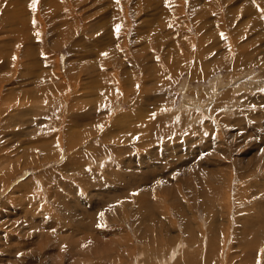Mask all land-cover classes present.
Here are the masks:
<instances>
[{"label": "rangeland", "instance_id": "374dc122", "mask_svg": "<svg viewBox=\"0 0 264 264\" xmlns=\"http://www.w3.org/2000/svg\"><path fill=\"white\" fill-rule=\"evenodd\" d=\"M31 5L0 0V264H264V0Z\"/></svg>", "mask_w": 264, "mask_h": 264}, {"label": "bare ground", "instance_id": "6f19581e", "mask_svg": "<svg viewBox=\"0 0 264 264\" xmlns=\"http://www.w3.org/2000/svg\"><path fill=\"white\" fill-rule=\"evenodd\" d=\"M52 2L54 1V0H51ZM129 3H131V2H129ZM173 3V2H172ZM55 4V3H54ZM124 4V3H123ZM175 4V3H174ZM123 7V10H119L118 9V11H117V13H118V17H119V15H120V17L122 16L121 14L124 12L125 13V7L124 6H122ZM122 9V8H121ZM13 10V9H12ZM11 10V11H12ZM14 10H15V8H14ZM16 10H18V11H14L16 14H15V16H16V18L17 19H19L20 18V15L21 14H18L19 12H20V10L19 9H16ZM22 11L25 13V10L22 8ZM2 14H4V13H2ZM126 14V13H125ZM4 15H7V13L6 14H4ZM115 15V14H114ZM22 16V15H21ZM9 17V16H8ZM21 19V18H20ZM27 19L25 18L23 21H20V22H22V23H24L25 25H27V23H29V25H31L30 26V29H34L36 26H34L33 24H36V19L34 18V20H33V22H27L26 21ZM16 21V20H15ZM15 21L14 20H11L10 21V24H15ZM27 22V23H26ZM38 23V22H37ZM61 25H60V27L63 29V31L62 32H64V34L65 35H67V33L68 32H70L69 31V29H67V25H66V23L65 22H63V21H61V23H60ZM116 25H122V23H121V21L118 19V20H116L115 22H113V26H116ZM65 26V27H64ZM18 27H22V26H20V25H18V24H15L14 26H12V28L14 29V33H15V31H18L17 29H18ZM48 27V26H47ZM59 27V26H58ZM59 29V28H58ZM50 30V29H49ZM108 31V30H107ZM61 33V32H60ZM16 34V33H15ZM63 34V35H64ZM182 34V33H181ZM180 34V35H181ZM62 34H60V36H61ZM180 35H178V37L180 36ZM25 36L26 37H24L25 39H27L28 38V43H29V39H31V40H33L34 39V36H33V34L32 35H30L29 33H28V37H27V34H25ZM126 35H124V37H125ZM186 36L187 35H185V36H183V35H181V37H182V39L185 37L186 38ZM17 37V36H16ZM24 39V40H25ZM59 39V38H58ZM60 39H61V37H60ZM120 39V38H119ZM132 39V38H131ZM179 39V38H178ZM178 39H175L174 41L176 42V41H178ZM181 39V38H180ZM179 39V42L181 43L182 41ZM68 40V39H67ZM189 40V39H188ZM60 41V40H59ZM58 41V42H59ZM65 40H61V42H59V43H63ZM77 41V40H76ZM125 41H126V39H124L123 38V42L125 43ZM36 42V41H35ZM94 42V41H93ZM175 42L173 43V45L175 44ZM185 44H186V41L184 42ZM32 43H30V45H31ZM86 44V43H85ZM152 44V43H151ZM155 44H156V42H155ZM182 44V43H181ZM190 44V43H189ZM193 44V43H192ZM33 45H36V44H34V42H33ZM92 45V44H91ZM126 45V44H125ZM124 45V46H125ZM172 45V44H171ZM123 46V45H122ZM127 46V45H126ZM145 47H143V48H145V49H147L148 51H151V50H153V46L151 47V45L147 42V46H146V44L144 45ZM36 47V46H35ZM174 47H178L180 50H179V52H181L182 51V48L181 47H179L178 46V44H175L174 45ZM184 47V46H183ZM39 48V47H38ZM123 48V47H122ZM142 48V49H143ZM177 48V49H178ZM192 49V48H191ZM194 49V48H193ZM238 49V48H237ZM175 50V49H174ZM126 51V50H125ZM145 51V50H144ZM191 51H193V50H191ZM45 52V51H44ZM119 52H120V54L121 53H123V52H121L120 50H119ZM147 52V51H146ZM178 52V53H179ZM189 52V51H188ZM245 52V51H244ZM148 54H149V56H150V58H153L151 61H153V60H155V65H160V63H161V61H159V59L160 58H158V56H160L159 54H158V52L157 51H153V52H147ZM190 53V52H189ZM188 53V54H189ZM183 54V53H182ZM118 55V54H117ZM125 55V54H124ZM161 55H162V53H161ZM110 56H111V54L107 57V58H105V59H102L100 62H97V61H94L92 64H93V66L91 65V64H89V66H91V67H97L98 69H100L101 67H104V68H106L105 66H107V64H108V62L109 61H111L110 59ZM120 56V55H119ZM147 56V55H146ZM148 56V57H149ZM123 57V56H122ZM121 57V58H122ZM169 57V56H168ZM251 57V56H250ZM8 58V57H7ZM186 58V57H185ZM2 59V58H1ZM135 59V58H134ZM224 59V58H223ZM240 59V58H239ZM7 60H9L10 61V59H7ZM65 60H67V59H65ZM160 60H163L162 58L160 59ZM227 60H229V59H227ZM11 61H12V59H11ZM131 61V60H130ZM249 61H251V60H249ZM42 63H44V65L46 64V65H48L49 64V62H51V60H49V58H46V57H44V59L41 61ZM114 62L115 63H118V62H116L115 60H114ZM234 63H235V65H236V67H239V66H244V64H243V62L241 61V60H236V61H233ZM41 63V64H42ZM56 63H58V61H56ZM119 63H121V61L119 62ZM127 63V62H126ZM149 63V62H148ZM151 63V62H150ZM67 64V63H66ZM65 64V65H66ZM144 64V63H143ZM147 64V63H146ZM154 64V63H153ZM226 64V62H222V63H220V64H218L216 67L217 68H219V67H221V66H224ZM233 64V63H232ZM248 64H249V62H248ZM50 65V64H49ZM109 65V64H108ZM235 65H234V67H235ZM39 66V65H38ZM41 66V65H40ZM59 66V65H58ZM149 66V65H148ZM70 67V66H69ZM68 67V69L66 70V72L65 73H70V71H71V69ZM48 68H50L49 66L47 67V69L44 71L45 72V74H47V70H48ZM72 68V67H71ZM82 68V67H81ZM112 68V67H111ZM115 68V67H114ZM85 68H82V70H84ZM58 70V69H57ZM101 70V69H100ZM107 70V69H106ZM149 70V69H148ZM102 71V70H101ZM104 71V70H103ZM109 71H110V69H109ZM191 72V71H190ZM107 73V72H106ZM112 74V73H111ZM66 75V74H65ZM99 76L101 75V72L98 74ZM109 75V74H108ZM47 76H49V74H47ZM73 76V75H72ZM99 76L97 77V79L99 78ZM103 76V75H102ZM111 76V75H110ZM159 77V75H157V78ZM256 77V76H255ZM54 78V77H53ZM58 79V78H57ZM97 79H95V80H97ZM241 79H242V77H241ZM237 80H239V79H237ZM249 80V79H248ZM61 81V80H60ZM67 81V80H66ZM97 82V81H96ZM249 82H250V80H249ZM46 83V84H45ZM61 82H57L55 79H52V78H49L48 80H44V82L42 83V84H45L44 85V89L45 90H47V88L48 87H50V88H59L60 87V84ZM91 84V83H90ZM220 84V83H219ZM249 83H242L241 85H238V86H234L233 87V89H239V88H245L244 86H246V85H248ZM62 85H64V83H62ZM61 85V86H62ZM65 85H68V87L70 86V87H72V84H71V82H69V81H67L66 82V84ZM103 85V84H102ZM216 85V84H215ZM218 85V84H217ZM65 87H67V86H65ZM246 87H248V86H246ZM209 88H212V86H210ZM39 89V88H38ZM42 89V88H41ZM45 93V92H44ZM73 93H74V91H73ZM71 94L70 96H72V97H74L75 95L74 94ZM42 94H43V92H42ZM45 95V94H44ZM48 94H46V96H47ZM49 97V96H48ZM47 97V98H48ZM222 97H224V96H222ZM2 98V96H0V99ZM45 98V97H44ZM47 98H45V99H41V100H37V102L39 103H35L36 105H39V110H36L35 112H34V114H36L37 115V117H35V122H36V125H37V127L39 126H45V124H46V119L45 118H48V116L50 115V112H51V110H50V107H47L48 106V102L49 101H47L48 99ZM221 98V97H220ZM74 100V99H73ZM72 100V101H73ZM45 102V103H44ZM41 103L42 104H45L44 106L46 107V109H43V108H41L40 109V105H41ZM192 105H194V103L192 104ZM197 105V104H196ZM101 106H102V104H101ZM108 106H110V105H108ZM36 107V106H35ZM38 107V106H37ZM44 107V108H45ZM100 107V105H98L97 106V108H96V106H95V109H98ZM186 107V106H185ZM68 108H71V106H70V104L68 105ZM35 109H37V108H35ZM191 109V108H190ZM189 109V110H190ZM184 110V109H183ZM34 111V110H33ZM186 111V110H185ZM96 112H98V111H96ZM40 113V114H39ZM94 113V112H93ZM33 115V114H32ZM93 116H97V114L96 113H94V114H92ZM46 116V117H45ZM82 116V115H81ZM84 117V116H83ZM79 118V117H78ZM19 119V118H18ZM108 119V118H107ZM45 120V121H44ZM158 122H156L155 121V123L153 124L154 125V127L153 128H155V125L157 124ZM149 124V123H148ZM48 126V125H47ZM67 126V125H66ZM161 126V124H158V126L157 127H160ZM36 127V126H35ZM68 128V127H67ZM153 131H152V134H151V136L153 137L154 135H156V134H158L159 132L158 131H155L154 132V129H152ZM94 131V130H93ZM91 133H92V131H91ZM91 133H89V134H91ZM150 134V133H149ZM97 135V134H96ZM149 137H150V135H149ZM145 138V137H144ZM147 139V138H146ZM151 139V138H150ZM153 139V138H152ZM151 142V141H150ZM67 144V143H66ZM70 146V145H69ZM71 147V146H70ZM96 148V147H95ZM101 149V148H100ZM108 150H111V151H115V152H117V149H114V148H111V147H108L107 148ZM123 149L124 148H122L121 149V151L120 152H122L123 151ZM47 151V150H46ZM96 151H97V148H96ZM95 151V152H96ZM94 152V153H95ZM106 152V151H105ZM43 153H45V152H43ZM119 153V152H118ZM107 154V153H106ZM78 155H80V156H78ZM78 157H79V159H81V160H84L85 159V156L80 152H75L74 153V155H71V156H68V159H69V161H75V160H77L78 159ZM81 157V158H80ZM86 159H88V157L86 158ZM65 160V159H64ZM91 161H92V159H91ZM94 161V160H93ZM64 162H66V160L64 161ZM96 162V161H95ZM93 164V163H92ZM80 165V164H79ZM93 165H95V164H93ZM79 170V169H78ZM89 171V170H88ZM82 173V172H81ZM84 175V174H83ZM85 175H87V174H85ZM113 176V175H112ZM78 178V177H77ZM85 178H86V176H85ZM83 181V180H82ZM96 181V180H95ZM122 181V180H121ZM109 184V183H108ZM87 186V185H86ZM11 193V192H10ZM60 198V197H59ZM89 226V225H88ZM70 233H73V235H74V237H75V239H72L68 234H67V236L65 237V236H61L62 238H59V237H54V238H52V236H50V234H48V236L47 235H45V234H43V241L45 240L46 242H49V244L51 243V244H57V247L55 246H53L51 249H50V251L51 252H54V251H59V252H61L64 248H63V246H66V244H67V242L69 241V243H72V242H74L76 239H77V234H75L74 232H70ZM40 235H41V233H40ZM64 237V238H63ZM86 237H88V236H86ZM85 237V238H86ZM87 239V238H86ZM91 240V243H96L95 242V238L92 240V238L90 239ZM85 241V240H84ZM99 240H97V242H98ZM65 242H66V244H65ZM83 242V241H82ZM86 242V241H85ZM64 243V244H63ZM47 244V243H46ZM76 244V243H75ZM91 245H93V244H91ZM97 245V244H96ZM176 247V246H175ZM44 248V247H43ZM42 248V249H43ZM46 248H49V246H46ZM76 248V247H75ZM182 249V248H181ZM181 249H180V244H179V246L177 245V247L174 249V250H172V251H169V253H168V255H167V257H166V259L165 260H162L161 262L162 263H166L167 261H169V260H171V259H173V258H175L179 253H180V251H181ZM69 251H71V250H69ZM58 252V254L60 255V258H58V259H64L63 257L65 256H63V253L62 254H60ZM88 252V251H87ZM48 253L50 254V252L48 251ZM65 254V253H64ZM31 256V255H30ZM61 256H62V258H61ZM68 258H66V259H70V257L69 256H67ZM163 258H165V257H163ZM173 261V260H172ZM28 262V261H27ZM139 262H137V264H138ZM169 263V262H168Z\"/></svg>", "mask_w": 264, "mask_h": 264}, {"label": "snow or ice", "instance_id": "6c2138e0", "mask_svg": "<svg viewBox=\"0 0 264 264\" xmlns=\"http://www.w3.org/2000/svg\"><path fill=\"white\" fill-rule=\"evenodd\" d=\"M36 3H37V0H32V5H31V7H33V9L35 8ZM119 30H120V25H116V32L118 33ZM103 55H106V53H104ZM102 215H103V214L101 213V216H102Z\"/></svg>", "mask_w": 264, "mask_h": 264}]
</instances>
